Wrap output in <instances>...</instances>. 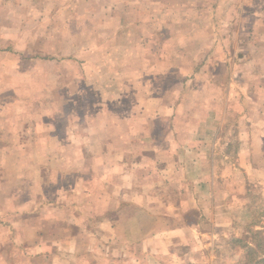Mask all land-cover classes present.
<instances>
[{
  "label": "crops",
  "instance_id": "obj_1",
  "mask_svg": "<svg viewBox=\"0 0 264 264\" xmlns=\"http://www.w3.org/2000/svg\"><path fill=\"white\" fill-rule=\"evenodd\" d=\"M139 2L124 7L127 34H93L86 50L74 35L68 58L10 53L3 87L26 109L0 120V184L14 192L0 205V264H232L216 255L236 234L235 187L264 171V0H158L145 18ZM40 87L58 94L21 97ZM149 121L168 123L164 163L142 148ZM65 150L89 160L62 194L46 155Z\"/></svg>",
  "mask_w": 264,
  "mask_h": 264
},
{
  "label": "rangeland",
  "instance_id": "obj_2",
  "mask_svg": "<svg viewBox=\"0 0 264 264\" xmlns=\"http://www.w3.org/2000/svg\"><path fill=\"white\" fill-rule=\"evenodd\" d=\"M165 1L163 0L164 3ZM167 1L172 2L174 0ZM198 1L201 2V0ZM206 2H213V0H205ZM103 3H110L115 6L111 7L112 10H105ZM155 4H158V0H140L139 4L137 3L136 5L143 7V17L145 18L149 17L151 11L156 16L151 6ZM131 5H135L134 2ZM126 6L127 0H0V120L5 119L6 115L22 114L26 109L25 107L23 109L14 108L15 100L20 95L15 90L3 87L6 86L3 81L13 76L5 74L10 53L18 55V57L26 54L32 57L62 55L63 58H68L71 54L72 45L76 44L71 39L74 35L78 37V48L86 50L96 44L93 37H90L93 34L104 35V33H109V35L113 36L124 30H126L124 34H127V25H123L124 7ZM103 18L107 21H103ZM93 19L95 20L94 23L92 22ZM128 20L132 19L128 18ZM154 27L158 29L160 26L156 24ZM135 29L141 28L133 27L130 33L136 31L139 34L140 31L138 32ZM146 32L147 30L143 29L141 33ZM115 48L118 49L119 47L116 46ZM113 65L114 63L112 62ZM115 65L117 66L118 64L116 63ZM47 76L49 77L48 80L51 81L50 83L53 84L56 81L54 73ZM21 93L22 98L30 97V95L37 97L39 95L52 100L58 94V91L49 88L45 90L40 87L33 91H21ZM65 123L62 126L57 125V134H54L55 136H58L59 132L63 136ZM229 124H231V121H229ZM117 125V122L112 123L111 128L114 129V131H111L112 133L117 130ZM167 126L168 123L150 121L144 122L142 125V134L146 136L144 137L142 148L144 150L148 149V152L152 153V159L158 163L166 161L168 156L166 151L168 149L172 150L171 147L173 146V143L165 140L162 136L163 133H159L161 130L165 132ZM98 131L103 132V130ZM149 133H158L159 137L151 136L150 138L147 136ZM225 136V138L219 140V147L229 145L228 148L231 147L233 151L238 146L239 139L236 135L225 134ZM206 141L205 145L207 144L210 148L212 140L207 139ZM55 142L54 140L48 142V147ZM111 142H113V139ZM64 145L66 144L64 143ZM4 156L0 155V158L3 159ZM89 156L95 159V163H99L102 158V156L100 157L97 154ZM146 156L150 158V156ZM230 156L234 160L235 152L233 154L230 153ZM19 157L20 155H15V160L19 159ZM110 157L112 161H119L122 156L112 154ZM46 158V162L50 163V169L52 171L56 169L60 173L56 175V179H61L60 182L66 185V189L62 190V194H64L65 190L71 191L70 183H72V178H74L72 175H75L74 168L77 165L82 167L83 161L89 160L87 154L76 155L66 153V150L59 154H47ZM223 159L222 153L218 160L223 162L225 161ZM45 170L47 171V168ZM12 172L11 176H16L15 172ZM218 172L220 173V170ZM253 172L255 173L252 176L246 177V187L242 185L241 187H235L236 190L240 189V192H236L232 196L233 205L230 211L233 212L235 217L232 218L235 233L239 236L233 234L230 239L223 240L222 246L224 247L218 248L216 255L217 258L230 260L232 264H264V184L261 182L263 181L262 174L264 171L257 170ZM3 173L4 171L0 170V179H2ZM7 182L0 184V205H2V202L8 203L9 197L14 194L12 187L9 184L6 185ZM179 189L180 187L175 188L174 192L177 194ZM24 194L21 191L19 192L20 196ZM69 195L66 196L68 197ZM190 215L189 218L194 219V215L191 213ZM205 224L210 229L209 221ZM245 227L249 230V234L244 230ZM15 254L19 255L18 251ZM41 264L47 263L42 261Z\"/></svg>",
  "mask_w": 264,
  "mask_h": 264
}]
</instances>
